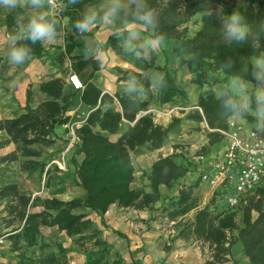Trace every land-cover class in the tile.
Listing matches in <instances>:
<instances>
[{"label": "trees", "instance_id": "1", "mask_svg": "<svg viewBox=\"0 0 264 264\" xmlns=\"http://www.w3.org/2000/svg\"><path fill=\"white\" fill-rule=\"evenodd\" d=\"M92 1L80 0V3L68 6L63 13V31H67V35L65 49L60 56L62 60L69 55L73 72L77 74L91 67L81 94V101L89 108V112L81 125L75 128L78 140L75 145L76 153L82 155L76 163V177L77 184L84 190V196L70 200L46 198L42 200L41 210L30 211L28 208L32 204L31 198L19 194L15 185L5 186L1 190L3 196H17L22 205L19 212L22 224L9 234L12 250L22 251V257L27 259L20 264H64L56 254L44 253L47 243L40 239L44 227H57L69 236L80 235V239H84L85 232L91 230L89 238L93 242L90 250L85 252L83 264H124L118 253L113 262L108 260L109 241L102 238L101 230L94 226L89 213H96L104 223V215L113 204L124 208L152 209L162 197V186L172 188L189 172H196V164L189 156L174 151L159 156L144 172L149 181V190L133 186L135 170L131 152L143 146L151 150L162 148L180 118H174L167 126L159 124L149 112L151 96L142 98L137 93L129 94L124 87L117 88L113 93L104 92L102 87L90 80L99 67L95 58L85 61L83 55L72 54L76 37L80 36L72 28V24L80 18L86 11L85 6ZM254 2L248 3L243 14L251 23L258 25L264 20V0H257V6H254ZM225 3L226 0H149V4L159 12V26L155 32L152 30V36L160 38L162 34L163 40L174 41L173 54L182 58V61L192 68L195 76L191 81L200 87L210 82V71L223 75L225 79L233 72L244 75L242 67L249 64L253 57L264 55V39L255 48L248 44L228 46L222 42L219 28L220 17L226 15ZM196 15L200 16V27L194 35L188 36L186 23ZM15 20L16 14L10 15L8 24L13 26ZM121 27L122 24L116 25V28ZM121 32L126 36V30ZM123 39L124 37L118 38L112 34L107 38L105 46L119 48ZM30 47L33 49L32 57H41L45 52L41 43L30 44ZM137 50L141 52L142 58L145 51L139 46ZM149 55L150 62L144 64L141 69L147 71L154 67L162 71L157 83L160 102L172 103L176 98L186 97L187 90L176 84L168 67L155 64L154 51L149 52ZM192 55L197 56V59H188ZM228 59L234 62L232 69L221 72V63ZM1 61L0 56V66ZM129 76L142 78L141 73L136 71L127 72V77ZM213 81L220 80L215 78ZM144 85L149 86V80L145 79ZM64 89L65 81L61 77L41 82L39 90L46 98L34 107L33 90L29 86L24 112L0 120V130H5L11 140L21 142L26 155L40 154L29 145L35 142L51 143L52 140L47 137L54 132L55 127L70 121L66 112L70 106L67 99L72 94H66ZM217 95L213 89L203 91L198 96L197 110L188 114V117L207 125L208 142L202 147L204 152L211 151L213 146L224 140L221 130L227 128L228 119L232 117L222 108L221 100L216 99ZM243 119L250 125L256 124L252 115ZM123 125L125 128L121 135L112 140L109 135L119 132ZM38 166L39 162L35 161H30L27 165L30 169ZM193 186L194 184L187 187L182 184L178 187L176 196L171 198L168 205V217L176 221L196 209L194 220L184 224V227H189L196 238L209 242L213 254L207 264L229 260L232 247L237 242H241L249 264H264V185L258 186L254 193L243 198L237 208L221 204L217 200L219 191L214 192L205 206L199 207V201L193 195ZM77 208L86 210H76ZM253 211L257 212L256 216ZM113 231L124 236L118 230ZM33 247H38L40 252L37 254L34 251V256H26ZM59 250L62 252L64 248L59 245ZM165 251L168 254L169 247Z\"/></svg>", "mask_w": 264, "mask_h": 264}, {"label": "rangeland", "instance_id": "2", "mask_svg": "<svg viewBox=\"0 0 264 264\" xmlns=\"http://www.w3.org/2000/svg\"><path fill=\"white\" fill-rule=\"evenodd\" d=\"M257 0H247V4ZM101 0H93L85 6L86 10L90 8H96L100 4ZM231 9H237V0H226L224 5V12ZM16 14L15 23L21 19L23 13L18 11L17 13H6L0 10V56L2 57L0 66V114L3 119L12 118L17 116L23 107L17 99L18 87L20 86L21 79L19 78L26 67H28L32 59L23 66H11L6 60L7 44L5 41L6 35L12 30L13 26L8 24V18L10 15ZM200 16H194L186 25L188 26V36L194 35V33L200 27ZM146 34L145 39L152 37L151 29H144ZM67 32L60 33L59 37H66ZM91 35V34H88ZM57 38V39H58ZM86 39L93 45H97L95 49L94 58L99 67L96 75L102 80L101 85L105 86L106 81L110 87L115 90L119 87L127 89V72H132L129 69H123L120 62L127 63L126 66L133 65L142 75L141 79H137L140 85L145 87L144 81L146 76H151L153 84L155 85L152 90H145L144 93L139 94L142 98L146 95L152 97L151 112L156 119L157 123L164 126L173 122L174 118H180V122L175 124L172 132L170 133L169 140L165 143L163 151L151 150L147 146H143L135 151L131 152L135 180L133 182L134 187H144L149 190L148 179L145 176V171L148 170L151 164L163 154H170L176 151L179 154H185L189 156L199 146L206 145L208 142L207 137V125L204 122H198L197 120L188 117V114L197 110L198 96L203 91L213 89L217 94L225 87L227 79L223 75L214 71L209 72L210 82L200 87L193 83L191 80L195 76L191 67L182 61V58L176 57L173 54L172 48L174 41L163 40L160 47L156 48L155 64L158 66H167L170 75L174 78L177 85L187 90V96L182 98H176L172 103H161L158 95L157 83L162 75V71L154 67H150L147 71L142 70L144 64L150 62L151 56L149 50L144 49L145 54L141 58V52L139 56L132 52H126L122 47L123 42L119 48L113 49L105 46V44L99 42L94 37L83 38L81 36L76 37V41ZM57 41V40H56ZM145 41L135 42L136 46L144 44ZM45 52L41 57H38L41 62V70L37 75L35 81L31 82L30 86L33 90L32 105L35 106L46 98V95L39 90L41 82L49 80L54 77H61L64 79L67 85V94H72L73 97L78 95V92L73 90L69 83L65 80L70 72L69 61L64 57L60 60L59 51L52 49L55 46L51 44H43ZM100 45V46H98ZM55 60V61H54ZM115 62L119 64H115ZM91 72V67H88L83 71L81 79L85 80ZM105 72L112 74V79ZM108 78V79H107ZM215 78H219V82H214ZM79 91V90H78ZM114 92V91H113ZM176 108L174 112L169 113V109ZM81 109H76L74 116L68 123V127L65 130L64 127L60 130V136L55 131L50 134L47 139L52 140L51 143L35 142L30 144V148L39 151L40 154L26 155L23 150L21 142H15L11 140L5 130L0 132V264H20L21 261H27L25 257H22V251L12 250V241L9 238V233L14 228L21 226L22 221L19 215L22 209L21 202L17 196L10 194L7 196L1 195V190L5 186L15 185L19 194H24L31 198V206L28 208L30 211H39L42 209V200L51 197H57L61 200H70L72 198H83L84 190L77 184L76 177V163L81 159V155L76 153V143L78 142L76 134L72 133V128L80 126L84 121L83 115L80 114ZM78 112V113H76ZM125 125L122 126L119 132L122 133ZM117 132V133H119ZM110 134L109 137L114 139L115 135ZM223 142L216 144L211 150H221ZM30 161L39 162V166L34 169L27 167ZM194 180H196L197 174L193 172ZM182 181H178L172 188L165 186L161 187L162 197L154 204L152 209H138L142 211H148L149 225L153 228H158L164 232V237L161 234L154 236L155 239L160 240L158 245L153 248V260L151 262L143 259L140 264H187L188 250L200 249L207 257L211 251V248L207 244L201 243L196 239L189 227H184V224H188L191 220L190 216H184L178 218L176 221L169 219L168 217V205L172 197L177 194L178 186ZM212 188L208 185L194 184L193 195L198 199L199 203L208 195ZM76 210H86L84 208H77ZM127 213L129 210H125ZM89 215L97 222H94V226L101 230L102 238L108 239L110 246V253L107 258L110 262H113L118 253L124 264H136L132 261V252L124 254L127 251L126 241L127 234L120 236L115 233V230L111 223H104L96 216V213L91 212ZM253 215L256 216L257 212L253 211ZM124 223H128L131 216L125 215ZM241 215L238 217L240 221ZM120 231V230H118ZM121 232V231H120ZM91 230L86 231L84 239H80V235L69 236L64 230H60L57 227H44L42 228V234L40 239L47 243L44 248L45 254H56L57 257L64 264H83L85 261V252L90 250L93 240L89 238ZM115 238V241L114 239ZM163 239V240H161ZM118 240V241H117ZM59 245L64 248V251L59 250ZM169 247V252L165 261L161 260L159 254L165 253V249ZM241 242H237L232 247V254L230 259L233 264H249V259L244 255ZM34 251L37 254L40 252L38 247L29 249L26 256H34ZM124 254V255H123ZM27 258V257H26ZM211 259L206 260L209 261Z\"/></svg>", "mask_w": 264, "mask_h": 264}, {"label": "clouds", "instance_id": "3", "mask_svg": "<svg viewBox=\"0 0 264 264\" xmlns=\"http://www.w3.org/2000/svg\"><path fill=\"white\" fill-rule=\"evenodd\" d=\"M78 3L80 0H0V10L3 12L23 13L5 37L8 64L19 67L30 61L33 54L30 44L55 42L65 28L63 13L68 6ZM118 24L125 26L127 34L125 36L124 32L116 28L113 35L124 37V50L139 56L135 41L142 37L140 29H151L155 32L159 26V12L149 4V0H101L98 7L84 11L72 24V28L86 38L94 29ZM219 29L222 42L228 46L248 44L255 48L264 39V20L254 25L239 8L230 15L220 17ZM162 42V34L160 38L152 36L145 40L143 47L151 51L160 47ZM94 55L92 49H83L85 61L94 58ZM188 59L194 61L197 56L192 55ZM233 64L228 59L221 63L219 70H230ZM242 72L244 75L233 72L228 76L225 87L219 91L216 99L221 100L222 108L231 116H254L255 127L264 130V55L253 57L249 64L242 67ZM145 79L151 84V76H146ZM126 91L129 94H141L145 90L135 76H129Z\"/></svg>", "mask_w": 264, "mask_h": 264}, {"label": "crops", "instance_id": "4", "mask_svg": "<svg viewBox=\"0 0 264 264\" xmlns=\"http://www.w3.org/2000/svg\"><path fill=\"white\" fill-rule=\"evenodd\" d=\"M247 5H248L247 0H237V8H239V10L242 13L246 9ZM254 6H257V1L254 2ZM233 11H234V9H231L230 11L225 12V14L230 15ZM115 29H116V25H104L98 29H94L93 32L89 33L91 35L87 34V37H89V38L94 37L99 42L105 44L107 38L113 34ZM119 30L120 31L126 30V28L124 25H122V27ZM140 31L142 32V37L140 40H137L135 42L147 40V39H145L146 34L144 32V29H140ZM64 32H67V31H62L60 33H64ZM53 44L55 46H53L52 49H55V50L57 49L59 51V55L61 56L64 52V49H65V44H66L65 37H63V36L59 37L57 39V41L53 42ZM98 46H100V45H98ZM85 47H88V48L92 49L93 51H95V49L97 48V45H93L91 42L87 41L86 39L78 40L75 42V48H74V51L72 54L83 55V49ZM139 47L144 50V47L142 45H140ZM65 57L69 61V63L67 65H69V69H70L69 73H71V72H73L71 59H70L69 55H66ZM115 64H119V63L115 62ZM126 64L127 63H124V62L121 63L120 62V65L123 69H129L131 71H139L133 65H129L127 67ZM41 68H42L41 62H40L39 58H33L31 64L28 67H26L22 73H20L21 76L19 78L21 79V83H20V86L18 87L17 99H18V101L22 107H24L26 104L27 89L29 88L31 82L36 80L37 75L39 74V71L41 70ZM97 72L98 71H95L93 77L90 80L92 82L98 84L100 87H102L104 92L113 93V91H115L116 87L114 86V89L111 88L107 81H106V85L102 86L101 85L102 80L99 78L98 75H96ZM69 73H68V75H69ZM82 73H80L78 75L82 76ZM105 73L107 74V72H105ZM107 75H109L110 76L109 78L112 79L111 78L112 74L108 73ZM67 79H68V76L65 78V80L68 82ZM154 86L155 85L152 82L149 86H145L144 88L148 92V90H152L154 88ZM66 90H67V85L65 84V89H64L65 93L67 92ZM82 91L83 90L77 91L78 95L76 97L71 96L67 99L70 102V106L66 112V116H69L70 120L74 116V112L76 109H81L80 114L83 115L84 119L88 115L89 108L87 106H85L83 104V102L81 101ZM143 98H146V95ZM38 104L39 103H37V105ZM37 105H35L34 107H36ZM22 112H24L23 109H22V111H20V113L18 115H20ZM76 113H78V112H76ZM1 119H3L2 114H0V120ZM154 120L156 122L155 118H154ZM68 123H66L64 125L56 126L55 130H54L55 133L58 136H60L61 135L60 130L62 129V127H64L66 130L68 127ZM1 131H3V130H0V132ZM120 135H121V132L117 133L115 135L114 139H112V140H116ZM163 150H164V147H162L156 151H163ZM163 155H165V154H163ZM81 158H82V155H81ZM195 173L197 174L196 180H194V176H192L193 172H189V174L184 179L181 180L182 182L180 183V185L178 187H181L182 184H186V187L191 185V184H199L201 186H203V185L206 186L205 183H202L200 181V179L198 177V173L197 172H195ZM176 192H178V190ZM208 195H210V196L205 198L203 201H201L199 203V207H203L209 202V200L211 199V197L213 195V190H211ZM125 210H129L128 213ZM195 212H196V209H193L188 214L185 215V216L191 217V220L189 223H191L194 220ZM127 214L129 216H131L132 219H130L128 221V223L127 222L124 223V219H126L125 215H127ZM96 216L101 221L102 218L97 214H96ZM89 217H91V216L89 215ZM147 217H148V211L138 210L134 207L124 208V207L118 206L117 204L111 205L110 208L108 209V211L104 215V220L106 221V223H111L115 230H120L121 232L127 234V239H129V241L128 242L126 241V245H129V247H127V251H124L123 253L129 254L130 252H132V254H131V256L133 258L132 261H133V263L135 262L136 264H140V262H142L143 259H145L148 262H151L153 260V258H152L153 257L152 256L153 251L152 250H153L155 245H158V243H160V240L155 239L154 236H159L161 234V236L163 238L165 235L163 232V229L162 230H158V228L155 229V228H153L152 224L150 226L149 225L150 221L148 220ZM91 219L94 222L98 221L92 217H91ZM14 229H16V228H14ZM14 229L11 230L10 233H13ZM113 239L115 241V238H113ZM196 239H198V238H196ZM161 240H163V239H161ZM199 241L203 244H207L210 246L209 242H207V241H204L202 239H200ZM210 248H211V246H210ZM212 254H213L212 248H211V251L209 253L210 257L209 256L207 257V255L205 253H203L200 249H194L193 251L188 250V252L186 254L188 257L186 263L187 264H206L207 259H212ZM159 256H160L161 260L165 261L167 258V253L165 254L162 252L159 254ZM216 264H233V262L231 260H226L224 262H219Z\"/></svg>", "mask_w": 264, "mask_h": 264}, {"label": "built area", "instance_id": "5", "mask_svg": "<svg viewBox=\"0 0 264 264\" xmlns=\"http://www.w3.org/2000/svg\"><path fill=\"white\" fill-rule=\"evenodd\" d=\"M67 80L74 90L85 87L75 72L69 73ZM175 109L172 107L168 111L172 113ZM221 132L224 135L221 150L204 152V144L193 150L190 159L196 164L200 181L210 186L213 194L220 192L217 200L230 208H237L243 198L264 185V130L232 116L227 128ZM72 133H75L73 128Z\"/></svg>", "mask_w": 264, "mask_h": 264}]
</instances>
